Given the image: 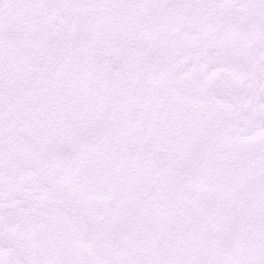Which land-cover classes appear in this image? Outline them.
<instances>
[{
    "label": "snow or ice",
    "instance_id": "1",
    "mask_svg": "<svg viewBox=\"0 0 264 264\" xmlns=\"http://www.w3.org/2000/svg\"><path fill=\"white\" fill-rule=\"evenodd\" d=\"M0 264H264V0H0Z\"/></svg>",
    "mask_w": 264,
    "mask_h": 264
}]
</instances>
